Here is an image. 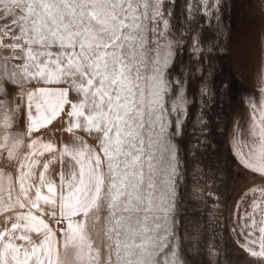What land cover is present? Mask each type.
Segmentation results:
<instances>
[{"label":"snow or ice","instance_id":"1","mask_svg":"<svg viewBox=\"0 0 264 264\" xmlns=\"http://www.w3.org/2000/svg\"><path fill=\"white\" fill-rule=\"evenodd\" d=\"M175 5L0 0V264H190L176 143L189 100L170 71L190 29H176ZM221 6L185 0V21L201 18L194 54L207 43L200 24L219 30ZM258 75L260 95L229 143L264 177V62ZM237 229L264 264V187L237 203Z\"/></svg>","mask_w":264,"mask_h":264},{"label":"rangeland","instance_id":"2","mask_svg":"<svg viewBox=\"0 0 264 264\" xmlns=\"http://www.w3.org/2000/svg\"><path fill=\"white\" fill-rule=\"evenodd\" d=\"M184 6L185 0H176L173 21L178 31L182 24L190 30L170 69L185 82L189 100L176 140L183 176L179 228L190 264H259L238 249L227 225L232 194L247 176L232 154L228 132L241 104L260 95L248 73L264 62L257 59L264 53L255 43L264 33V16L250 0H222L219 30L215 21L200 24L201 40L207 43L194 54L188 36L201 18L186 22Z\"/></svg>","mask_w":264,"mask_h":264},{"label":"crops","instance_id":"3","mask_svg":"<svg viewBox=\"0 0 264 264\" xmlns=\"http://www.w3.org/2000/svg\"><path fill=\"white\" fill-rule=\"evenodd\" d=\"M250 1L253 3L255 8L258 10V12L261 13L264 16V2H262V0H250ZM255 43L258 44V46L260 47L257 50L264 53V33L262 35H259L258 39H255ZM238 54L239 55L237 56V58H242L241 57L242 55H240V52ZM247 57H248V55H247ZM257 59L263 60L264 59V55L261 58L257 57ZM248 74H249L248 77H253L252 80H249L251 83L258 82V83H256L253 86V88L258 90V91H260V85H259L260 82H259L258 69H254ZM258 97H259V95H256L252 99L256 100ZM247 101L243 102L241 104V106L239 107L236 115H234V117H233V119L231 121L229 132H228L229 138H230V136L232 134L234 121L235 120H240L241 123H243L244 120L246 119V103H247ZM41 131H42V134H43V138L45 140L50 139V138L56 139L57 141H59L61 139H63L64 141L68 140L67 134H62L60 132L48 131V130H41ZM230 147H231V145H230ZM231 151H232V149H231ZM235 159H236V157H235ZM236 161H237V159H236ZM239 166L242 168V166L240 164H239ZM243 170L246 172L247 176H246L245 180H243V182L234 190V192L232 194V197H231L229 205H228V210H227V225H228V229L230 231L231 238H232L233 242L235 243V245L238 247L239 250H241L242 252L248 254L247 252H245L240 247V243H243L244 241H243V237L239 234V229H237V231L235 233L232 231V228L234 226V213L236 212L237 203L239 201H241V197L243 196V194L247 190H249V189H251L253 187H264V177H261L257 173H252L249 170H246V169H243ZM257 195H258V193H257ZM251 199H252V196H249L241 203V210H243L244 208H246L248 206V204L251 202ZM237 241H239L240 243H238Z\"/></svg>","mask_w":264,"mask_h":264},{"label":"bare ground","instance_id":"4","mask_svg":"<svg viewBox=\"0 0 264 264\" xmlns=\"http://www.w3.org/2000/svg\"><path fill=\"white\" fill-rule=\"evenodd\" d=\"M3 119V115L2 114H0V120H2Z\"/></svg>","mask_w":264,"mask_h":264}]
</instances>
